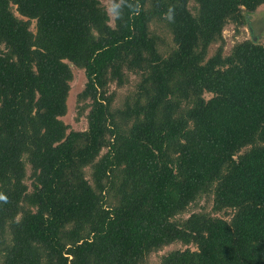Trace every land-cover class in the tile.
Instances as JSON below:
<instances>
[{
	"label": "trees",
	"instance_id": "1",
	"mask_svg": "<svg viewBox=\"0 0 264 264\" xmlns=\"http://www.w3.org/2000/svg\"><path fill=\"white\" fill-rule=\"evenodd\" d=\"M261 4L114 0L111 25L99 0H0V264H146L175 241L196 249L156 264H264V42L222 45ZM70 64L84 130L60 118ZM128 73L115 107L108 85ZM203 195L230 217H178Z\"/></svg>",
	"mask_w": 264,
	"mask_h": 264
},
{
	"label": "rangeland",
	"instance_id": "2",
	"mask_svg": "<svg viewBox=\"0 0 264 264\" xmlns=\"http://www.w3.org/2000/svg\"><path fill=\"white\" fill-rule=\"evenodd\" d=\"M101 4L106 8L109 14V23L113 25L114 15L111 13L110 9L112 8L114 0H99ZM190 5L193 7V2H190ZM151 33L154 35L159 51L164 55L168 50L173 46L172 35L168 27L162 21H152L150 24ZM31 30H35L34 21L30 26ZM222 45H223V54L226 55L230 53L231 48L237 42H240L244 39L252 38L257 42H264V4L259 5L254 11L246 13V20L243 24L238 25L233 21H227L222 30ZM219 42L212 43L208 48V56L212 55ZM71 65L72 69V80L69 82L70 89L66 99L67 110L66 113L60 118L68 124L69 129L74 130H84L87 128V119L86 113L89 110L87 106L88 101L83 103L87 104L84 111L79 113V106L82 105V102L77 101V93L80 92L86 82V77L84 70L78 68L73 64ZM128 80L123 85H117L115 82H110L108 85L107 93L110 94L112 98V105L115 107L120 106L125 101L126 97L135 91L137 83L139 81V76L135 73H128ZM209 93H205V97ZM103 149L102 151H104ZM243 151V150H242ZM29 165H26V182L30 183L29 180ZM90 168H85V175L90 179ZM193 211H206L209 213H215L218 216L230 217L231 209L221 210L219 212H214L212 210V195H203L196 199L194 202L190 203L186 208L185 212L182 213L181 217H186L190 212ZM196 249L194 244H184L181 241H175L170 244H167L161 247L158 250L150 252L146 259V264H156L159 262L162 255L166 254L169 251L176 249H185V248Z\"/></svg>",
	"mask_w": 264,
	"mask_h": 264
},
{
	"label": "clouds",
	"instance_id": "3",
	"mask_svg": "<svg viewBox=\"0 0 264 264\" xmlns=\"http://www.w3.org/2000/svg\"><path fill=\"white\" fill-rule=\"evenodd\" d=\"M118 5H113L112 8L110 9L111 13L118 17L120 15V13L117 11Z\"/></svg>",
	"mask_w": 264,
	"mask_h": 264
}]
</instances>
